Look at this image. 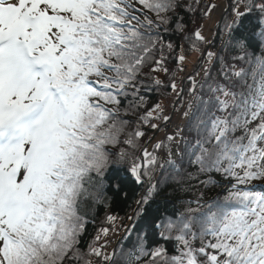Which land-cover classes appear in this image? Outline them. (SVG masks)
<instances>
[{
  "label": "snow or ice",
  "instance_id": "1",
  "mask_svg": "<svg viewBox=\"0 0 264 264\" xmlns=\"http://www.w3.org/2000/svg\"><path fill=\"white\" fill-rule=\"evenodd\" d=\"M0 264H264V0H0Z\"/></svg>",
  "mask_w": 264,
  "mask_h": 264
},
{
  "label": "trees",
  "instance_id": "2",
  "mask_svg": "<svg viewBox=\"0 0 264 264\" xmlns=\"http://www.w3.org/2000/svg\"><path fill=\"white\" fill-rule=\"evenodd\" d=\"M207 27H211V24H209L208 22H207ZM192 55H197V53L196 52H192V54H191V56ZM190 56V57H191ZM190 69V66H188L187 67V65H185V72H187L188 70ZM179 73H178V77H179ZM161 78H163V76L161 77ZM164 95H168V94H164ZM171 97L170 96H168V99H163V103L165 104V106H169V104H168V100L170 99ZM161 99V97L160 96H154L153 98H152V101H150V102H155V101H158V100H160ZM209 194H211V193H209ZM103 215V212H101V216Z\"/></svg>",
  "mask_w": 264,
  "mask_h": 264
},
{
  "label": "rangeland",
  "instance_id": "3",
  "mask_svg": "<svg viewBox=\"0 0 264 264\" xmlns=\"http://www.w3.org/2000/svg\"><path fill=\"white\" fill-rule=\"evenodd\" d=\"M215 19V18H214ZM209 24H211V22H208ZM205 35H209V33L207 32V31H205ZM194 56H196V55H192L191 57H189V60L186 62V64L185 65H187V67L188 66H191L190 65V61H191V59H192V57H194Z\"/></svg>",
  "mask_w": 264,
  "mask_h": 264
}]
</instances>
